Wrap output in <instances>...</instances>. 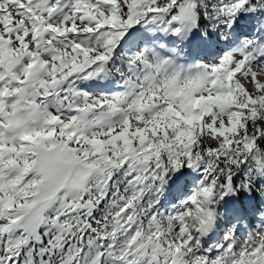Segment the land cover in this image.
I'll return each instance as SVG.
<instances>
[{
  "label": "snow or ice",
  "instance_id": "1",
  "mask_svg": "<svg viewBox=\"0 0 264 264\" xmlns=\"http://www.w3.org/2000/svg\"><path fill=\"white\" fill-rule=\"evenodd\" d=\"M0 264H264V0H0Z\"/></svg>",
  "mask_w": 264,
  "mask_h": 264
}]
</instances>
